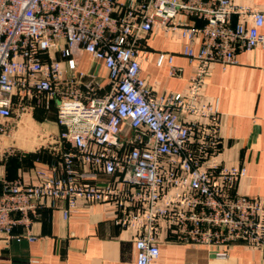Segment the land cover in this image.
Listing matches in <instances>:
<instances>
[{
    "label": "built area",
    "instance_id": "built-area-1",
    "mask_svg": "<svg viewBox=\"0 0 264 264\" xmlns=\"http://www.w3.org/2000/svg\"><path fill=\"white\" fill-rule=\"evenodd\" d=\"M195 16L203 27L189 24ZM262 28L264 12L233 0H0V135L35 99L55 105L57 139L73 148L57 169L0 175V243L33 242L42 207L63 201L67 219L85 202L110 206L115 224L133 231L135 264H157L162 232L218 259L241 244L264 264V198L238 192L246 167L218 160L217 103L201 99L211 64L264 50ZM155 31L185 40L182 55L196 67L184 93L152 98L140 78L142 41ZM83 54L102 63L106 87L77 70ZM99 176L103 184L91 182Z\"/></svg>",
    "mask_w": 264,
    "mask_h": 264
},
{
    "label": "crops",
    "instance_id": "crops-1",
    "mask_svg": "<svg viewBox=\"0 0 264 264\" xmlns=\"http://www.w3.org/2000/svg\"><path fill=\"white\" fill-rule=\"evenodd\" d=\"M233 3L264 12V0ZM237 22V15H233L231 23ZM189 24L200 28L205 21L195 16ZM260 31L264 34V28ZM142 44L140 78L147 82L151 97L184 93L196 67L182 55L185 40L155 31L146 35ZM168 56L172 57L171 65ZM235 58L236 64L231 66H209L201 99L207 104L217 103L218 160L226 167H246L238 192L249 198H264V50L238 51ZM173 67L180 70L175 76L170 74ZM77 70L96 74L101 86L108 84L102 63L86 54L80 56ZM29 104L33 108L15 112L9 121L11 131L0 135V151L5 152L0 175L10 181L28 179L35 168L57 169L61 154L73 152L69 144L57 139L55 105L45 109L35 99ZM91 182L101 185L104 178L99 176ZM65 207V202L58 201L54 207L38 210L31 219L33 242H11L7 247L0 243V264H135L133 231L115 224L110 206L80 202L67 219L62 215ZM22 231L20 227L18 233ZM160 238L157 264H262L258 250L241 244L233 246L225 259H218L212 248L176 243L166 232Z\"/></svg>",
    "mask_w": 264,
    "mask_h": 264
}]
</instances>
